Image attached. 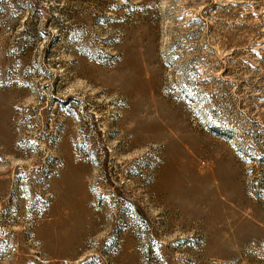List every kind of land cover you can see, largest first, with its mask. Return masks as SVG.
<instances>
[{"label":"rangeland","instance_id":"374dc122","mask_svg":"<svg viewBox=\"0 0 264 264\" xmlns=\"http://www.w3.org/2000/svg\"><path fill=\"white\" fill-rule=\"evenodd\" d=\"M0 264H264V0H0Z\"/></svg>","mask_w":264,"mask_h":264},{"label":"bare ground","instance_id":"6f19581e","mask_svg":"<svg viewBox=\"0 0 264 264\" xmlns=\"http://www.w3.org/2000/svg\"><path fill=\"white\" fill-rule=\"evenodd\" d=\"M143 131L140 133H135V139L133 143H141L149 140L157 139L158 133L156 134L155 125L154 124H142ZM184 151L181 148H178L175 153L171 155L170 162L168 163V167L166 168L165 175L168 180V187L171 192H183V188H180L181 182V174L178 172L179 169H183L187 166L186 163L183 161ZM205 166H208V169L205 167L201 172L203 176L201 177V182L203 184H209L212 186V181L217 180L219 187L217 189H206L203 191L202 195H212L214 199L217 195V191L220 194H228L229 188V178L227 175V170H225L224 164H220L216 166V168L209 167L210 162L204 161ZM217 165V164H216ZM192 168V163L189 164L187 168L188 171ZM226 187L225 191L223 190ZM228 196V195H227Z\"/></svg>","mask_w":264,"mask_h":264},{"label":"crops","instance_id":"0c3cea01","mask_svg":"<svg viewBox=\"0 0 264 264\" xmlns=\"http://www.w3.org/2000/svg\"><path fill=\"white\" fill-rule=\"evenodd\" d=\"M215 200V199H214ZM252 234H253V232H252ZM255 234V233H254ZM222 251L221 250H219V253H221ZM208 255L209 256H211V257H214V256H217L218 257V254H217V252H216V250L215 249H212V248H209L208 249Z\"/></svg>","mask_w":264,"mask_h":264}]
</instances>
